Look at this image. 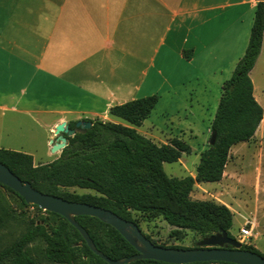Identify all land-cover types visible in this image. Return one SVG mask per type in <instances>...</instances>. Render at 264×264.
<instances>
[{
	"label": "crops",
	"instance_id": "0c3cea01",
	"mask_svg": "<svg viewBox=\"0 0 264 264\" xmlns=\"http://www.w3.org/2000/svg\"><path fill=\"white\" fill-rule=\"evenodd\" d=\"M258 1L0 0V148L30 154L34 165L50 162L61 152H51L57 124L120 122L109 113L113 105L149 95L158 96L152 111H172L189 134L191 123L182 120L204 111L213 79L222 77V86L235 68ZM261 76L264 31L249 72L264 113ZM258 127L231 146L227 161L233 162L212 188L232 192L241 176L234 163L249 143L258 142L261 155L263 119ZM248 182L255 200L243 219L263 231L264 169Z\"/></svg>",
	"mask_w": 264,
	"mask_h": 264
},
{
	"label": "trees",
	"instance_id": "16d2710c",
	"mask_svg": "<svg viewBox=\"0 0 264 264\" xmlns=\"http://www.w3.org/2000/svg\"><path fill=\"white\" fill-rule=\"evenodd\" d=\"M263 31L264 0H259L245 51L232 75L221 86L210 127L216 133L215 143L201 152L194 177H171L163 169L164 162H176L183 153L190 152L184 140L174 137L168 143L157 144L136 129L156 105L157 95L113 105L109 113L120 122L84 120L91 122L88 129L77 127L76 121L68 122V128L75 132L65 134L66 146L50 162L34 165L30 154L0 148V163L40 192L108 209L137 225L133 212L161 217L173 227L169 235L177 240L183 239L186 231L193 232L199 239L220 230L232 237L233 215L225 204L191 199L189 195L195 182L219 181L231 146L248 141L260 121L264 120L263 110L253 96L249 77L260 52ZM0 186L14 194L23 205L39 212L45 211L37 205L27 204L9 187ZM67 187L92 192L71 193L63 190ZM3 200L0 195V228L9 218H16ZM45 213L51 217L52 223L45 225L31 220L16 240L0 249V264H108L88 248L77 229L64 217L50 211ZM75 219L86 229L97 249L109 258L118 259L137 252L118 231L98 218L81 215ZM92 226L100 231L92 229ZM38 239L45 243L44 247L31 246ZM242 248L264 258V254L252 244H242ZM128 264L170 263L139 259ZM187 264L232 263L209 261Z\"/></svg>",
	"mask_w": 264,
	"mask_h": 264
},
{
	"label": "rangeland",
	"instance_id": "374dc122",
	"mask_svg": "<svg viewBox=\"0 0 264 264\" xmlns=\"http://www.w3.org/2000/svg\"><path fill=\"white\" fill-rule=\"evenodd\" d=\"M233 70L226 75L227 77H225V79L232 75ZM260 79L261 85L264 88V77L261 76ZM222 80V77L219 78L218 76L213 79L212 83L214 84L211 87V91L208 93L209 100L207 108L204 111H196L195 115L191 118L182 120L189 121L191 123L190 126L192 132H189V134L183 133L185 130L184 127L181 126V119L177 118L172 111H152L150 116L142 122L143 124L140 127V132H142L141 134L147 132L151 135V138H158L154 139L156 143H163L164 140L165 142H169L172 137H176L184 140L190 147V152L183 153L178 161L163 163V169L168 176L181 178L186 175L192 176V174H196V166L199 162L200 154L209 145L208 140L210 132H208V127L212 122L216 106L220 98ZM152 125L153 128L149 129ZM190 133H192V136H190ZM256 138L260 139V132H256ZM249 147L250 149L243 151L240 160L235 161L234 163L236 168L237 166L239 167L238 174L241 176L236 184H232V192L225 193L223 189L218 188V190L212 188L213 186L215 187V182H195L189 195L191 199L213 200L218 203L225 202L229 205L227 207L232 208V210L230 208L229 209L233 215V223L230 233L235 239L239 234V228L244 222L243 217H250L248 214V208L246 207L251 208V205L255 200L253 188L248 187L250 185L248 180L252 179V176H255V178L256 176H259L262 173V169H264V145H261L263 150L261 155H259L258 152V142L249 143ZM38 162L40 161H34V163ZM232 162L233 161H227L226 164L228 163V165L231 166ZM263 186L264 185L261 187ZM63 190L78 194L92 192L90 190L80 189L77 187H67L63 188ZM0 195H2L5 205L8 206L12 215L14 214L16 217L14 219L9 218L0 228V249L16 240L26 230L31 220H34L36 223H44L45 225L52 223L53 220L47 213H45V211L39 212L31 206L23 205L14 194L8 192L1 186ZM260 199L261 201H264V197L260 196ZM235 210H240L241 214L240 212L237 213ZM133 217L136 219V222L143 234L148 236L152 242H155L158 245H178L192 248L199 239L198 236L191 231H186L185 237L181 240L171 237L169 232L173 229V227L168 225L161 217H150L147 214H141L139 212H133ZM95 228L97 231H100L98 227L92 226V229ZM258 232L261 235L257 240ZM248 242L254 245V247L257 246L258 248H256L264 254V230L261 231L260 229L254 228L253 236L248 240ZM31 246L42 248L45 246V243L38 239ZM39 264L52 263L40 262Z\"/></svg>",
	"mask_w": 264,
	"mask_h": 264
},
{
	"label": "water",
	"instance_id": "95a60500",
	"mask_svg": "<svg viewBox=\"0 0 264 264\" xmlns=\"http://www.w3.org/2000/svg\"><path fill=\"white\" fill-rule=\"evenodd\" d=\"M262 1V0H260ZM76 126L88 129L90 121L78 120ZM74 129H69L63 121L56 125L54 141H51V152L59 151L66 146V135H72ZM216 133L211 131L208 144L213 145ZM0 184L18 193L29 205H37L40 209L57 213L64 217L82 236L88 248L108 264H128L139 259H153L170 264H187L194 262L222 261L232 264H264V258L252 251L242 248V243L220 230L209 236L201 237L195 247L173 248L154 244L133 221L126 220L114 212L87 203L69 201L60 196L40 192L28 181H22L11 170L0 163ZM96 217L103 223L113 227L137 251L130 256L111 259L95 246L86 229L75 219L76 216Z\"/></svg>",
	"mask_w": 264,
	"mask_h": 264
},
{
	"label": "built area",
	"instance_id": "2783aa9c",
	"mask_svg": "<svg viewBox=\"0 0 264 264\" xmlns=\"http://www.w3.org/2000/svg\"><path fill=\"white\" fill-rule=\"evenodd\" d=\"M254 225L251 221H245L239 228V234L236 239L243 244H251L248 240L253 236Z\"/></svg>",
	"mask_w": 264,
	"mask_h": 264
}]
</instances>
